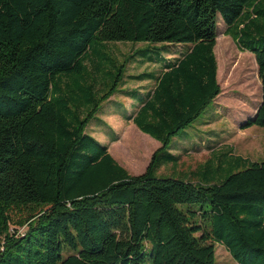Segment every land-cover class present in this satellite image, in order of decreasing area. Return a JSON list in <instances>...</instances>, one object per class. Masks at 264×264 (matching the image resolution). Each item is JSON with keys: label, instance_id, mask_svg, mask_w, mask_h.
<instances>
[{"label": "trees", "instance_id": "trees-1", "mask_svg": "<svg viewBox=\"0 0 264 264\" xmlns=\"http://www.w3.org/2000/svg\"><path fill=\"white\" fill-rule=\"evenodd\" d=\"M260 1L0 0V264H214L215 243L237 264H264L263 161L237 156L217 184L155 175L160 153L220 92L218 16L258 66L261 102L241 126L264 127V44L242 39L249 24L256 34L255 6L236 23ZM94 40L193 44L160 77L185 86L146 128L161 132L152 135L161 146L143 173H128L85 132L130 60L120 84L94 100L90 84L69 80ZM21 207L29 210L19 232L11 210Z\"/></svg>", "mask_w": 264, "mask_h": 264}, {"label": "rangeland", "instance_id": "rangeland-1", "mask_svg": "<svg viewBox=\"0 0 264 264\" xmlns=\"http://www.w3.org/2000/svg\"><path fill=\"white\" fill-rule=\"evenodd\" d=\"M254 6V11L258 16L256 34L252 35V32L248 30L249 24L242 30V39L246 41L259 38L260 40L254 41V43L260 47L264 44L262 41L264 37V0L253 6L247 5L244 10L245 13L238 18L236 23L252 17ZM216 29L217 38L221 35L218 47L221 59L220 84L222 85V93L216 102L211 103L195 122L174 137L168 148L160 153V157L166 153L172 154L176 162L172 164L171 159H163L162 162L169 168L162 169L160 172L163 173L158 172V177H174L193 182L211 181L217 184L231 172V168H235L232 163L237 156L248 161L264 162V127L256 124L244 128L241 126L248 118L254 116L261 102V84L257 63L248 50H245L248 53L241 52L230 36L225 34V24L220 16L217 17ZM230 30L229 32H233L235 26ZM143 43L144 41L140 44L143 50L135 55L140 59L155 57L156 51L151 50L150 47L145 50L146 47L142 45ZM132 44L135 45L136 42L129 40L92 41L81 60L83 69L79 73L70 74V84L79 81L84 88L85 85L90 84L91 87H88V90L92 98L97 101L99 95L110 86L115 83L120 84L121 75H119L118 70L125 56H129L128 50L132 48ZM188 45L189 43H167L158 49L164 52L173 48L179 52ZM136 65L137 62L130 65L133 74H135ZM97 102L99 109L86 126L85 132L95 136V139L102 144L119 138V141L113 145H117L118 148L121 147L120 150L124 143L126 144L128 136L127 142L130 141L131 146L125 150L126 160L124 158L117 159V162L128 173L139 174L135 168L137 167L142 171L144 169L143 161L140 158V150H136L134 147L142 148L145 146L148 148V145L132 132L131 123L125 120L126 116L130 115L131 104L126 99L119 98L118 92L114 93L109 100ZM111 114L114 116H110ZM203 121L207 122L206 127L202 126ZM100 130H104L102 133L105 136L98 134ZM220 142L223 143L221 157L223 169L221 171L217 169L216 174L212 177L206 172L204 175L195 173L193 170L200 163V169L205 171L206 164L204 161L208 158L206 150L210 145H218ZM188 148L190 155L185 154V149ZM178 159L179 161H177ZM217 160H220L219 152H217ZM28 210L27 207L11 210V225L24 231L25 226L19 224V221L28 216ZM214 261V264H237L226 248L218 243H215L214 247Z\"/></svg>", "mask_w": 264, "mask_h": 264}, {"label": "crops", "instance_id": "crops-1", "mask_svg": "<svg viewBox=\"0 0 264 264\" xmlns=\"http://www.w3.org/2000/svg\"><path fill=\"white\" fill-rule=\"evenodd\" d=\"M216 42H217V37H216ZM216 42L213 47V53L216 60V80L220 87V92L215 96V98L212 100L211 103L216 102L222 93V85L220 84L221 59H220L219 47L216 46ZM140 44L141 42H136V44L135 45L132 44L133 45L132 48L128 50L130 60L126 66V71L124 73L122 82L118 90L119 98H124L127 100V102L131 104L130 116H126L125 120L131 123L132 132L138 135L140 139L142 138L144 140V143L148 145V148H145L144 144H143L144 147L142 148H137L136 146L134 147V149L140 150L139 152L140 158L143 161L144 169L142 171H140V169H138L137 167L135 168L136 169L135 171L139 174L145 171L147 165L151 160L153 153L161 146V142L152 136L156 134H161V132L159 131L152 132L146 128L155 127L158 123L161 122L163 118H165L164 115L163 116L160 115V111H161L160 104L170 95L176 94L178 91L184 89L185 86L184 84L181 85L178 82H175L174 80L171 79H167V81L164 79L162 80L160 79V77L165 71H168L170 69V65H172V67H175L176 60L178 58L183 57L185 53L189 52L190 49L193 47V44L189 43V45L183 51L177 52L172 48L162 52L161 50L158 49V47L161 48L165 46L167 43L144 42L142 45L146 47V50H148V48L150 47V49H154V51H156V54L155 57L152 56L149 57L148 59H140L138 58L137 55H135L136 51L142 49ZM238 49L243 53H248L246 52L247 50L245 51L244 49H240L239 47ZM249 53L254 56V54L251 53L250 51ZM135 62H137V65H136V70L134 71L135 74H133L130 69L131 68L130 65H132ZM145 73L146 75L148 74V76H145L143 78L138 77L139 75H144ZM177 86H180L181 88H178ZM111 98L112 96H110L109 99ZM146 103H154L158 107L148 111H144V105ZM156 113H158L161 117L156 115ZM110 116H114V114H111ZM133 117L135 118L136 122H134ZM206 125L207 122L203 121L202 126L206 127ZM102 131L104 130H100L98 134L105 136L102 133ZM127 138H126V144L124 143L121 150H120L121 147L118 148L117 145H113V143L119 141V138H114L113 140H110L108 143L105 144L108 148V152L113 156V158L116 161L117 159H122V158L126 160L124 154L125 150L129 149L128 147L131 146L130 141L127 142ZM222 147H223L222 142L218 143V145L217 144L210 145L206 150V152H208V158L204 161V163L206 164L205 171L200 169L201 163L198 166H196L193 171L199 175H204V173L206 172L207 174L209 173L211 177L216 174L217 169L221 171L223 169V163L221 158L223 154ZM185 150H186L185 154L188 155L191 154L189 153L190 152L189 148ZM217 152H219L220 155L219 161L217 160ZM163 159H166V155L160 157V162L158 163L155 169L156 176L157 173L160 172L162 169L169 168L168 165L162 162ZM170 159L173 162L172 164L176 162L175 157L173 155L172 158ZM177 161H179V159Z\"/></svg>", "mask_w": 264, "mask_h": 264}, {"label": "built area", "instance_id": "built-area-1", "mask_svg": "<svg viewBox=\"0 0 264 264\" xmlns=\"http://www.w3.org/2000/svg\"><path fill=\"white\" fill-rule=\"evenodd\" d=\"M19 232H22V230H18Z\"/></svg>", "mask_w": 264, "mask_h": 264}, {"label": "water", "instance_id": "water-1", "mask_svg": "<svg viewBox=\"0 0 264 264\" xmlns=\"http://www.w3.org/2000/svg\"><path fill=\"white\" fill-rule=\"evenodd\" d=\"M260 105V104H259Z\"/></svg>", "mask_w": 264, "mask_h": 264}]
</instances>
